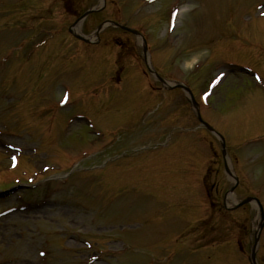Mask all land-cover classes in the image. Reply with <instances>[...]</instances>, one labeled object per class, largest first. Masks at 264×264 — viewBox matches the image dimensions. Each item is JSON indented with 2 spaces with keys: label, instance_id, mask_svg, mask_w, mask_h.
<instances>
[{
  "label": "rangeland",
  "instance_id": "374dc122",
  "mask_svg": "<svg viewBox=\"0 0 264 264\" xmlns=\"http://www.w3.org/2000/svg\"><path fill=\"white\" fill-rule=\"evenodd\" d=\"M61 3L0 0V264H249L253 205L215 208L247 193L264 209V0ZM88 7L76 32L95 41L105 19L138 30L156 70L197 94L224 157L214 136L192 129L181 89L146 91L139 36L110 24L93 44L64 35ZM52 31L59 39L39 54L35 42ZM112 70L122 92L108 90ZM77 112L91 122L70 118ZM169 130L180 132L174 144ZM159 141L166 147L152 148ZM225 166L238 178L233 192ZM255 256L264 264V228Z\"/></svg>",
  "mask_w": 264,
  "mask_h": 264
},
{
  "label": "water",
  "instance_id": "95a60500",
  "mask_svg": "<svg viewBox=\"0 0 264 264\" xmlns=\"http://www.w3.org/2000/svg\"><path fill=\"white\" fill-rule=\"evenodd\" d=\"M101 25H99L97 28H99ZM125 28V27H124ZM188 90V89H187ZM199 120L202 122V120L199 118ZM203 124H205L204 122H203ZM206 125V124H205ZM207 126V125H206ZM208 127V126H207ZM209 128V127H208ZM254 264V263H253Z\"/></svg>",
  "mask_w": 264,
  "mask_h": 264
}]
</instances>
